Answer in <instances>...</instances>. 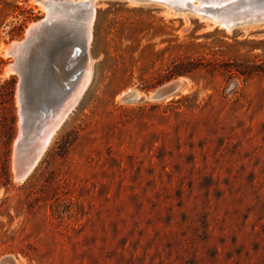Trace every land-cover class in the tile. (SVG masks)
Masks as SVG:
<instances>
[{
	"label": "rangeland",
	"instance_id": "1",
	"mask_svg": "<svg viewBox=\"0 0 264 264\" xmlns=\"http://www.w3.org/2000/svg\"><path fill=\"white\" fill-rule=\"evenodd\" d=\"M84 3L0 0V264H264V22L226 31L187 7L95 0L88 83L15 178L81 73Z\"/></svg>",
	"mask_w": 264,
	"mask_h": 264
},
{
	"label": "bare ground",
	"instance_id": "2",
	"mask_svg": "<svg viewBox=\"0 0 264 264\" xmlns=\"http://www.w3.org/2000/svg\"><path fill=\"white\" fill-rule=\"evenodd\" d=\"M63 1H67V0H63ZM68 1H70V0H68ZM83 1L87 2L88 6H89V8L87 10V13H86V19H85V21L87 20V22L86 23L84 22L85 24L83 25V26H85L84 30L86 29L85 35H86V38H87V49H88V44H89V40H90V36H91L90 29H91L92 17H93V4H94L95 0H83ZM37 2L39 4H42L41 1H37ZM130 2L134 3V0H130ZM153 3L159 4L155 0H154ZM160 3L161 4L163 3V5L166 7L167 10H173L174 12L180 10V8H182V7H187L188 10L192 14L198 16L199 18H201L203 20H208L213 25H217L218 27L223 28L226 31H230L233 27H235L237 22H239V25L246 24V23L264 22V10H261L258 7H252L250 10L232 14L231 11H230V9H231L230 7L231 6L230 7H225L223 9H221V10H214V11H210L209 9H207L205 7V3L213 5V6H218L220 4L219 1L216 2L214 0H209L208 2H206L204 0H197L196 3H194V0H160ZM42 7H45V6H42ZM46 8H48V7H46ZM15 45H16V43H12L10 47H14ZM30 47H28V48H30ZM26 48H25V52H26ZM28 48H27V50H28ZM5 50H7V47L5 48ZM34 50H35V48H34ZM42 50H43V48H42ZM28 52H30V51H28ZM8 53H11L10 50L8 51ZM36 54H38V53L36 52ZM32 55H33V53H32ZM39 55H41V54H39ZM33 57H34V55H33ZM75 57H76L75 60L79 59L78 55L77 56L75 55ZM71 61H72L71 54H66L65 53L63 55H60L57 58L56 63H55L56 64L55 67L56 66H58V67H56V68L54 67L53 72H52V76H53V79H54L53 80L54 87L57 86L59 81H60L58 79V77H57V74L59 73L61 76L62 75L65 76L66 73H63V72H66L68 67L65 66L64 64L70 65ZM33 62H34V60H33ZM19 65H20V63H19ZM62 65H64V66H62ZM59 66H61V67H59ZM9 70L13 71L12 68H9ZM37 70H38V68H37ZM89 78H90V62L87 63V60H86V62L84 63V65L81 68V73H80L77 81L75 82L74 87L71 90V94L67 96V101H65V104H63V106L60 107L59 110H56L57 112L51 117V119H49L51 121L54 118L51 122H48L44 126L41 124L42 126H40V127L42 129L39 128L41 130L40 137H42L45 142H48V140L50 139V137L53 134V132L55 131V129L63 121L65 116L68 114V112H70V109H72V107H74V104L77 102L78 98L80 97L81 93L83 92L84 88L86 87ZM170 84H168V85H170ZM168 85H165L162 88H160L159 90H157L154 93V95L152 96V99L163 98L167 94V93H165V90L167 89ZM176 87H178V84H177ZM134 96H135V94L131 92V93H128V94L122 96L121 100H124L125 98H129V97H134ZM35 107H37V106H35ZM33 110H34V107H33ZM41 110H43V109H41ZM19 116H21V112H20ZM19 137H20V135H19ZM27 137H28V135H27ZM31 145H34V143L32 142ZM28 150H31V149H28Z\"/></svg>",
	"mask_w": 264,
	"mask_h": 264
},
{
	"label": "water",
	"instance_id": "3",
	"mask_svg": "<svg viewBox=\"0 0 264 264\" xmlns=\"http://www.w3.org/2000/svg\"><path fill=\"white\" fill-rule=\"evenodd\" d=\"M130 2V0H128ZM156 2H160V0H155ZM134 2H154V0H134ZM84 6L87 8H89L88 3L85 2ZM88 19V18H87ZM87 22V20H86ZM41 23L36 24L34 27H31L28 31L29 34H33L35 33L40 27H41ZM236 26H239V22L236 23ZM86 32V29H85ZM24 44V42L22 43H16V45L14 47H10V45L7 46V53L10 50L11 53L8 54H15V52L17 51L18 48H20L22 45ZM80 57H81V61H83V65L86 62L87 58H88V49H87V38L86 35H84V39L81 41L80 44ZM88 63V60H87ZM13 69V68H12ZM170 84V83H168ZM165 84V85H168ZM178 84L179 87V83L177 82H171L170 85L167 86V89L165 90V93H167L165 96H167L168 94L174 92L178 87H176ZM164 96V97H165ZM73 108V107H72ZM54 119V118H53ZM52 119V120H53ZM51 120V121H52ZM49 120V122H51ZM22 122V119H21ZM22 125V124H21ZM22 133H20V137L18 136L17 142L16 144L19 145L20 143V139H21V135ZM46 145L47 142H45L43 140L42 137H40V134L38 135L37 140L35 141V144L33 145L32 149L29 151L28 155L25 157H21L19 155H15L14 156V169H15V178L17 180H24L28 177V175L32 172V170L34 169V167L36 166V164L38 163L39 159L41 158L42 154L44 153L45 149H46ZM8 262V260H7Z\"/></svg>",
	"mask_w": 264,
	"mask_h": 264
}]
</instances>
